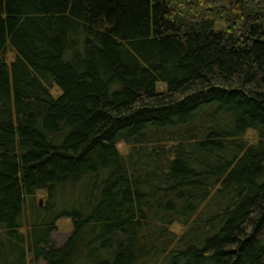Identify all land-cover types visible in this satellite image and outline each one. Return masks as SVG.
I'll list each match as a JSON object with an SVG mask.
<instances>
[{
    "label": "trees",
    "instance_id": "trees-1",
    "mask_svg": "<svg viewBox=\"0 0 264 264\" xmlns=\"http://www.w3.org/2000/svg\"><path fill=\"white\" fill-rule=\"evenodd\" d=\"M40 263L264 264V0H0V264Z\"/></svg>",
    "mask_w": 264,
    "mask_h": 264
},
{
    "label": "rangeland",
    "instance_id": "rangeland-1",
    "mask_svg": "<svg viewBox=\"0 0 264 264\" xmlns=\"http://www.w3.org/2000/svg\"><path fill=\"white\" fill-rule=\"evenodd\" d=\"M126 148L122 147V151H125ZM44 193H40L38 195L39 200H42L45 198ZM73 231V225L70 219H62L57 224V229L52 233L51 238L55 244L56 247H62L69 236L71 235ZM43 264V263H40Z\"/></svg>",
    "mask_w": 264,
    "mask_h": 264
},
{
    "label": "water",
    "instance_id": "water-1",
    "mask_svg": "<svg viewBox=\"0 0 264 264\" xmlns=\"http://www.w3.org/2000/svg\"><path fill=\"white\" fill-rule=\"evenodd\" d=\"M40 203L42 204L43 202L41 201Z\"/></svg>",
    "mask_w": 264,
    "mask_h": 264
}]
</instances>
